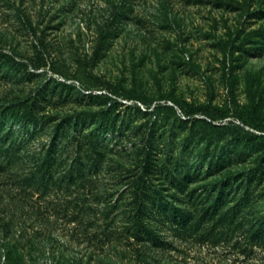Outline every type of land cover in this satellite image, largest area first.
Segmentation results:
<instances>
[{"label":"rangeland","instance_id":"1","mask_svg":"<svg viewBox=\"0 0 264 264\" xmlns=\"http://www.w3.org/2000/svg\"><path fill=\"white\" fill-rule=\"evenodd\" d=\"M0 53V264H264V0H0ZM144 178L191 214L163 242Z\"/></svg>","mask_w":264,"mask_h":264},{"label":"trees","instance_id":"2","mask_svg":"<svg viewBox=\"0 0 264 264\" xmlns=\"http://www.w3.org/2000/svg\"><path fill=\"white\" fill-rule=\"evenodd\" d=\"M119 5L115 7V11H113V18H118L125 13V9L121 8ZM114 19L107 20L104 25L102 26L100 30V37L103 38L105 35L111 32L113 29V25L111 22ZM2 54V53H0ZM112 94L117 95V93L111 91ZM107 96L106 102L107 107L103 110L104 115L106 116L107 123H115L116 122V110H113L116 103H119L117 98L112 97L111 95ZM133 99V98H131ZM121 103V102H120ZM130 106V105H127ZM150 107V106H149ZM134 108H137L136 110L138 112L148 113L150 110L142 111V109L136 105ZM173 110H176V108L173 105L170 104H161V105H155L154 108L151 111H154L156 113V116L165 117V114L168 112H172ZM26 111H30V109H27ZM182 111V109H181ZM190 114L189 111H186L184 113L185 116H188ZM257 115V116H256ZM253 116V125H255V128H257L260 132H264V117H261L259 114H256ZM165 120V118H164ZM154 124V123H153ZM161 127H165V124L161 125ZM150 132L154 130V125L148 127ZM225 127H219L218 129H224ZM162 130V129H161ZM163 130H167L166 128H163ZM249 133V132H248ZM251 137L255 138L258 137V135L251 133ZM264 137V136H263ZM247 143L249 141H246ZM42 165L40 164L37 166V170L39 171ZM140 186V192L136 195V197L133 199L134 203V210H133V218H134V225L136 226V229L132 233L133 236L137 240H149L152 242H163L164 235H162V231L165 228H173L174 225L178 224L177 229L182 230L185 226L190 225L191 221V214L186 213L183 211L180 206H178L174 201L167 199L165 196L160 194H150L148 192V189L150 186L146 181H144ZM232 220L230 221V223ZM239 222V221H238ZM241 222V220H240ZM242 224V223H239ZM184 225V226H182ZM250 234V237L253 239L258 240L259 238H262L264 236V213L260 215H254L252 219L250 220V228L247 231ZM5 264H24V262L19 258L17 253H14L12 250H8V253L6 255V261Z\"/></svg>","mask_w":264,"mask_h":264},{"label":"built area","instance_id":"3","mask_svg":"<svg viewBox=\"0 0 264 264\" xmlns=\"http://www.w3.org/2000/svg\"><path fill=\"white\" fill-rule=\"evenodd\" d=\"M59 79L61 80V81H68V82H70V81H74L76 84H80V82L78 81V80H74V79H67L66 77H64V76H59ZM93 90H90V89H86V92L87 93H90V92H92ZM96 93H99V94H109V95H111L112 97H115V98H119L120 100H122L123 102H125V103H129V104H132L134 101H138V100H136V99H127V98H120V97H118L117 95H115V94H112L111 92H109L108 90H106V89H96V90H94ZM139 103H141V102H139Z\"/></svg>","mask_w":264,"mask_h":264}]
</instances>
